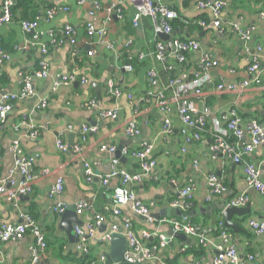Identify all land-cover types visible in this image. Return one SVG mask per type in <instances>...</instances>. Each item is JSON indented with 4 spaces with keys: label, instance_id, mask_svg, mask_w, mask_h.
<instances>
[{
    "label": "crops",
    "instance_id": "obj_1",
    "mask_svg": "<svg viewBox=\"0 0 264 264\" xmlns=\"http://www.w3.org/2000/svg\"><path fill=\"white\" fill-rule=\"evenodd\" d=\"M12 1L16 13L20 14L13 16L12 23L0 27V48L9 58L0 63V100L2 92L21 93L24 87L22 75L33 74L42 59L47 60L49 69L47 78H32L34 96L17 103L6 119L0 120L1 177L10 178L15 160L11 146L15 140L21 142L25 155L36 158V179L30 194L24 196L26 199L18 197L14 202L0 194V224H20L23 215L31 214L43 228L48 241V250L42 264H81V256L76 255L77 249L75 252L68 250V237L59 230L61 219L58 213L61 211L57 213L54 210L58 205L64 206L66 210H75L79 201H86L89 208L78 215L83 224L81 227L94 222L97 216H102L104 221L97 229V237L110 231L114 224H122L125 218L135 223L138 234L148 230L168 236L172 230L171 221L183 218L176 213V209L181 210L182 214L190 210H206L188 218L194 224L209 226L211 230H216L213 232L216 234L218 224L224 219L222 213L229 202L244 195L248 197V202L243 208L250 206V214L233 217V222L243 233L231 230L229 233L243 263L262 264L264 234L256 235L248 221L264 216V192L249 188L244 180L242 165L214 153L212 147L216 135L223 134L230 138L223 118L232 110H236L242 117L244 125L250 121L264 124V54L261 85L251 84L242 93H226L217 89L222 83H238L251 78L248 72L250 61L264 39V16H261L264 4L255 5L254 0H222L226 4L222 12L225 22L243 28L256 27L251 41L245 42L230 29L222 32L216 28L213 24L214 11L201 10L198 7L200 0H165L185 26L175 28L168 40H162L156 35L150 18H142L138 26H135L133 20L136 12L130 2ZM3 2L0 0V7ZM50 7H56L60 12L52 20L46 21L41 14L45 15V10ZM36 13L39 17L34 21L40 20L35 33L41 35L43 45H49L46 57L40 47L28 49L34 34L25 32L18 21L19 17L32 18ZM198 22H205L206 26H200ZM187 24H193L197 30L191 33ZM67 26L76 32V48L83 50L78 56L79 62L72 59L73 46L61 32ZM104 28L105 38L100 42L98 34ZM51 34L57 41L56 46ZM175 38L194 39L201 47L197 53L189 56L185 70L187 77L180 85L181 90L190 92L189 100L196 109L209 108L211 111L200 141L193 138L197 130L186 127L178 105L171 102L176 88L171 86L170 80L178 76L180 64L172 56L164 63L156 58L157 44ZM205 57L206 68L203 65ZM129 64L134 67L133 72L124 69ZM150 71L157 74L156 88H152L149 83ZM69 74H76L78 81L54 90L55 79ZM81 78L86 80L85 85L79 81ZM111 80L120 89L118 97H111L107 92ZM196 89H201V97L195 95ZM152 91L162 94L170 103L173 127L170 134L163 132V115L156 100L149 101ZM42 100H48V107L36 110V105ZM91 101L96 102L95 107L89 106ZM115 110L119 112L117 119L101 116L102 113ZM32 111L37 113L35 123L39 128L35 138L29 136V129L24 122L25 116H31ZM130 121L137 122L140 135L128 134ZM84 126L97 130L88 132L85 140L81 139ZM183 129L187 130L190 142L183 136ZM59 140L68 146V150L58 149ZM247 141L248 138L242 142ZM78 144L81 146L80 152L75 151ZM144 144L152 146L148 160H154L156 166L133 190L138 202L147 206L156 203V208L152 209L155 217L150 218L149 222L137 219L133 204L121 208L122 217L116 216L112 198L115 189L121 184V178L112 179L107 186L102 183V179L110 175L115 163L120 169L138 174L140 160L123 155L126 162H119L115 153L120 147H123L122 153L139 150ZM249 160L260 167L264 183V145L257 148ZM88 162L96 175L92 182L85 176V163ZM211 174L218 176L226 191L211 202H206ZM13 179L20 182L22 176L16 174ZM59 179L64 182L61 195L54 192ZM190 181L196 187L192 199H189L191 206L187 207L189 203L181 197L180 189ZM182 202H185V208L181 207ZM173 204L179 206L172 207ZM188 237L192 240L189 244L171 238L164 251L167 264H214L215 254L211 250H201L196 239ZM91 243L97 258L103 247L97 248L95 239ZM33 244L34 238L29 233L22 240L2 244L0 264H32L30 248Z\"/></svg>",
    "mask_w": 264,
    "mask_h": 264
},
{
    "label": "built area",
    "instance_id": "obj_2",
    "mask_svg": "<svg viewBox=\"0 0 264 264\" xmlns=\"http://www.w3.org/2000/svg\"><path fill=\"white\" fill-rule=\"evenodd\" d=\"M116 3L130 2L135 8V18L133 20L135 26H138L142 18H150L154 24L156 35L166 34L172 35L174 30L171 22L178 19L176 11L172 10L165 2V0H110ZM258 4H264V0H254ZM98 6V4H97ZM226 4L222 0H200L198 7L201 10L212 9L214 11V26L219 28L222 32L226 29H230L234 33L238 34L240 38L249 42L256 33V27L250 26L243 28L239 25H234L230 22H225L222 18V12ZM15 3L12 0H4L0 7V27L13 22V9ZM59 9L47 8L45 10L46 21L52 20L58 13ZM110 12V10H108ZM264 16V13L261 14ZM21 23L22 29L27 33L34 34L29 42L28 49H35L40 47L42 54H46L45 46L41 43V35L36 34L39 27V21ZM200 26L205 27V22H198ZM61 32L68 38L73 46L72 59L76 60L79 56V48H76V32L72 27H65ZM105 28L99 32V41L103 42L105 38ZM53 43L55 44V38L50 35ZM201 49L198 41L194 39H178L175 38L169 42H159L157 44L156 58L159 62L164 63L168 61L172 56L176 59V62L180 64L179 74L176 78L170 80L171 86L176 88V93L172 98L173 104L178 105L179 113L182 122L187 128H195L197 132L193 135V138L197 141L202 140V134L205 132L208 119L211 111L209 108L198 110L194 104L189 100L190 92L187 90H181L180 85L187 77L186 65L191 54L197 53ZM91 54H94L91 53ZM264 54V39L261 44L256 48V54L251 59L248 72L251 75L249 80L238 83H222L217 89L226 93H242L251 84H262V57ZM207 57L203 59V65L206 64ZM8 55L0 48V63L8 61ZM206 68V65H204ZM49 64L47 60L41 63V70L32 74V76H23V90L21 93H11L4 95L0 100V120L6 119L7 115L15 109L17 103L31 99L34 96V89L31 84L33 77L47 78L48 77ZM124 69L128 72H133L134 67L129 64L124 66ZM149 83L152 88H156L157 74L155 71L148 73ZM76 74H69L67 76L60 75L54 81V90H59L62 86H71L77 82ZM79 81L86 84V80L81 78ZM107 92L111 97H118L120 89L109 81L107 85ZM149 101L155 99L157 105L161 108L162 118L164 121L163 132L170 134L172 132V120L170 117L169 101L164 98L162 94L151 92ZM195 95L202 96L201 89L195 90ZM49 105L48 100H42L36 105V110H43ZM89 106L95 107L96 102L91 101ZM32 116V115H31ZM25 116V126L29 129V136L35 138L39 131L38 126L35 123L33 116ZM102 117L117 119L119 112L117 110L107 113H102ZM223 120L227 124V132L230 134V138L234 141H229L227 136L216 135L215 143L212 150L216 154H221L224 157L230 158L236 164H241L243 169L244 180L247 186L251 189L264 192V183L262 182L260 167L249 158L253 155L255 150L264 145V124H259L255 121H250L244 125L242 117H240L236 110H232L224 115ZM90 131L96 132V128L84 126L82 130L81 139H86V134ZM128 134L132 136L140 135V128L136 121H130L128 124ZM183 136L186 141L190 142L187 137V130H182ZM247 142H242L247 139ZM58 149L61 151L68 150V146L62 141H58ZM11 151L14 155V167L10 172L9 179H3L1 177L2 158L0 156V194L6 196L9 200H15L18 197L29 195L32 190V185L36 179L35 174V157H29L25 155L21 142L15 140L11 146ZM75 151L80 152L81 146L78 144L75 146ZM115 152L114 149L111 150ZM152 152V146L144 144L141 149L132 152L122 153L124 156H131L141 161L140 172L138 174H131L124 169L118 168L117 163L114 164L110 175L102 179L104 186H107L114 178H121V184L115 189L113 194V212L116 216L122 217L121 208L127 204H133L134 211L137 216H148L152 209L156 208V203H151L149 206L144 205L137 201L136 194L133 188L142 183L144 179L149 175L151 170L156 166L154 160H148ZM117 160V159H116ZM118 161V160H117ZM16 174L22 176L20 182L15 181L13 178ZM85 176L89 182H92L96 175L91 163H85ZM209 194L206 202H211L217 196L225 193L226 188L222 181L215 174L209 176ZM10 186V188H8ZM195 183L190 181L187 185L180 189V195L182 198L191 200L192 194L195 192ZM64 191V182L59 179L54 188V192L57 195H61ZM248 202L247 196H240L229 202L228 206L235 208H243ZM179 206L173 204L172 207ZM181 207L185 208V202L181 203ZM89 208L86 201L81 200L77 203L75 212L77 215H82L85 210ZM64 206L58 205L55 207V211L63 213L66 211ZM104 218L97 216L96 220L84 228L81 226H74V231L77 239L76 249L79 255L82 257L89 253L92 243L95 239L96 244H100L103 249L98 256V263H106V254L109 252V244L114 235H122L128 241L127 252L125 253V261L134 264H167L164 251L167 249L171 239L165 234H159L157 232L142 230L140 234L135 229V223L130 219H124L122 224H114L111 230L102 235L96 236L97 229L102 225ZM249 226L253 229L256 235L264 234V216L261 218H253L248 221ZM172 231L174 233H183L187 236L196 239L198 246H202L205 250H211L215 254L214 264H245L241 261L239 252L233 244V238L229 231L224 227L223 221L218 224L217 233L214 234L209 226L202 224H194L187 217H183L180 220L171 221ZM30 234L34 238V244L31 246L32 264H42L43 258L48 250V241L45 232L38 222L31 214H25L22 216V223L20 224H0V246L6 242L22 240L26 234ZM149 240H155V242H149ZM249 260H253L252 257H248ZM264 264V262L262 263Z\"/></svg>",
    "mask_w": 264,
    "mask_h": 264
},
{
    "label": "water",
    "instance_id": "obj_3",
    "mask_svg": "<svg viewBox=\"0 0 264 264\" xmlns=\"http://www.w3.org/2000/svg\"><path fill=\"white\" fill-rule=\"evenodd\" d=\"M158 37L162 38V40H168L171 38L170 35H166V34H159ZM90 49V47H88V50ZM11 92H2L1 95H7ZM36 111H32L31 115L33 116L34 119H36ZM123 151V147H120L117 152L115 153V157L119 162H126V158L123 157L122 154ZM20 199L24 200L26 199L24 196L20 197ZM175 210V209H172ZM209 210V209H207ZM206 212V210L204 209H196L194 210H190L189 212H187L186 214H182V211L179 209H176V213L181 216V217H192V215H194L197 212ZM170 213V212H169ZM250 214V206H247L245 208H235V207H226L222 213L223 215V224L224 227L229 231H234V232H238V233H243V230L236 225L233 222V217L234 216H238V217H244ZM58 216L60 217V223H59V230H61L62 232H64L69 240V251L75 252L76 250V243H77V239H76V235H75V231H74V226H82V222L81 220H79L78 215L76 214L74 208H69L68 210H66L63 213H58ZM155 217V212L151 211L148 216L144 217V216H137V219H139L140 221L143 222H149L150 218ZM169 239L171 238H175V239H179L183 242H185L186 244L191 243L192 240L189 239V237L186 234L183 233H174L172 230L170 231V234L168 235ZM127 248H128V241L127 239L122 236V235H114L112 241L109 244V252L106 254V263L105 264H134V263H130V262H126L125 261V253L127 252ZM76 255L78 256L79 253Z\"/></svg>",
    "mask_w": 264,
    "mask_h": 264
},
{
    "label": "trees",
    "instance_id": "obj_4",
    "mask_svg": "<svg viewBox=\"0 0 264 264\" xmlns=\"http://www.w3.org/2000/svg\"><path fill=\"white\" fill-rule=\"evenodd\" d=\"M21 3H24V2H21ZM253 3L256 5L257 3L255 2V1H253ZM50 8H54V7H50ZM19 9V8H18ZM21 9V8H20ZM20 14V13H19ZM19 14L18 13H16V8H14L13 9V16H19ZM36 15H37V17H36ZM41 16H44V18L46 17V15H44V14H41ZM39 16H38V13H36L32 18H28V17H26V16H24V18L22 17V18H20L19 17V19H18V21L20 22V24L22 23V22H24V21H28V22H32V21H34L36 18H38ZM14 18V17H13ZM14 21V20H13ZM171 24H172V26H173V30H175V28H177V27H185L183 24H181L180 23V21L177 19V20H175V21H173V22H171ZM188 25V27H189V29H190V32L191 33H193V32H195L196 30H197V28L193 25V24H187ZM65 36V35H64ZM56 41V40H55ZM57 42V41H56ZM54 44V43H53ZM45 46V49H46V54H43V55H45V57H46V55H48L49 54V52H48V48H49V45H44ZM54 46H56V43L54 44ZM79 51H80V54L81 53H83V50L81 49V48H79ZM77 60H78V62H79V60H80V58H76ZM43 62H45V60L44 59H42L40 62H38V66H37V68H36V70L34 71V73L35 72H38L39 70H41V63H43ZM186 68H187V65L184 63L183 64ZM32 76V74L30 73V74H25L24 75V77H31ZM229 141L231 142V138H229ZM187 202L189 203L188 205H187V207H190L191 206V204L190 203H192V202H189V200H187ZM33 216V215H32ZM213 232H216V230H212ZM52 245V244H51ZM97 248H99V247H102L100 244H96L95 245ZM200 247V249L201 250H205L202 246H199ZM81 260V264H99L98 263V257L96 258L95 256H94V253H93V248H92V246H91V249L89 250V253L88 254H85V255H83L81 258H79V261Z\"/></svg>",
    "mask_w": 264,
    "mask_h": 264
}]
</instances>
